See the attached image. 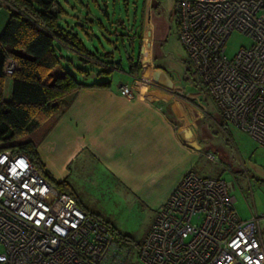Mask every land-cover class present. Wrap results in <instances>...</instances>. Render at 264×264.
<instances>
[{
    "label": "built area",
    "instance_id": "built-area-1",
    "mask_svg": "<svg viewBox=\"0 0 264 264\" xmlns=\"http://www.w3.org/2000/svg\"><path fill=\"white\" fill-rule=\"evenodd\" d=\"M175 15L190 67L224 123L264 150V0H176ZM233 33L251 45L229 58ZM15 69L8 60L5 77ZM120 94L134 96L126 86ZM234 202L222 180L188 172L157 210L139 263L264 264L260 218L241 220ZM128 254L27 156L0 152V264H125Z\"/></svg>",
    "mask_w": 264,
    "mask_h": 264
},
{
    "label": "crops",
    "instance_id": "crops-1",
    "mask_svg": "<svg viewBox=\"0 0 264 264\" xmlns=\"http://www.w3.org/2000/svg\"><path fill=\"white\" fill-rule=\"evenodd\" d=\"M152 1L146 0L141 15V69L137 79L140 86H136V79L130 75L132 81L129 85H114L111 79L108 89L81 90L37 149L48 173L55 180L69 184L82 208L105 221L106 214L111 219L107 222L117 230L119 218L124 214L150 213L149 232L157 210L168 200L185 174L190 171L197 174L199 160L209 155L207 143L212 127H225L223 119L220 123L212 115L209 96L172 93L171 81L164 80L155 72L163 67L153 63L163 59L165 54L172 55L175 62L178 60L177 65L184 59L173 55L171 25ZM93 2L98 4L97 0ZM87 5L88 9H81L93 20L89 14L90 4ZM105 11L108 23L107 4ZM77 15L83 18L81 11ZM8 17L9 13L0 0V34ZM93 35V29H90L86 35L84 33V38L91 41ZM183 63L187 73L181 80H189L201 90L198 79L194 83L189 79V62L184 60ZM147 70L151 78L147 82L143 80V84L140 78ZM97 75L84 76V84L97 82ZM124 86L133 90L132 99L121 96L120 88ZM7 92L9 96L11 87Z\"/></svg>",
    "mask_w": 264,
    "mask_h": 264
},
{
    "label": "trees",
    "instance_id": "trees-1",
    "mask_svg": "<svg viewBox=\"0 0 264 264\" xmlns=\"http://www.w3.org/2000/svg\"><path fill=\"white\" fill-rule=\"evenodd\" d=\"M1 1L9 17L0 34V152L9 151L27 156L38 172L55 189L75 198L82 208L69 184L66 181L55 180L48 173L37 149L58 122L60 114L81 90L110 87L109 81L86 85L78 82L75 76L68 72L54 77L52 72L60 65L62 58L58 53L59 47L77 54L83 64L100 66L103 70L99 76H110L113 71L120 69L119 64L113 61V54L103 52L101 56L94 55L76 31L81 30L86 35L93 25L106 31L107 24L114 22H110L109 18L108 23L103 24L102 20L98 19L95 22L86 15L85 20L89 19L87 27L78 24L72 27L68 25V22L62 21L67 13L58 5V0ZM74 1L81 8L88 9V5H84L82 0ZM94 5L103 12L104 17H107L104 8H101L99 4L94 3ZM83 28L86 30H82ZM121 28L123 29L122 24ZM109 37L116 39L111 41L105 38L106 42L114 48L117 43L123 44L126 37L130 39L128 40L130 46H133L134 39H137L138 49H140V34L130 36L122 32L119 34L109 32ZM8 60L16 64V69L10 77L11 93L6 99L4 98L6 77L3 71ZM127 62L129 75L138 78L141 69L139 59L127 56ZM80 72L87 76L85 71L80 70ZM82 210L88 216L103 223L115 241L126 246L133 245L132 238L120 233L110 222L84 208ZM139 246L137 245V248Z\"/></svg>",
    "mask_w": 264,
    "mask_h": 264
},
{
    "label": "rangeland",
    "instance_id": "rangeland-1",
    "mask_svg": "<svg viewBox=\"0 0 264 264\" xmlns=\"http://www.w3.org/2000/svg\"><path fill=\"white\" fill-rule=\"evenodd\" d=\"M82 2L84 5H87L88 3L90 4L91 11H89V14L91 13L90 15L92 16L93 21L96 22L95 19L98 18L102 20V22L107 23L106 18L103 16V12L94 5L95 2H93V0H82ZM145 2L146 0H97V3L101 8L106 9L107 4L110 22L114 23L107 24L108 28L106 31H103V29L101 30L97 25H93L92 29L94 35L90 37L91 41H87V38L85 40L84 37L86 36H84L81 30L78 31L81 40L85 41L86 47L89 48L94 55L97 54L101 56L103 52L112 53L113 61L120 66L119 70L113 71L110 76H99V73L103 70L100 66L95 64H83L79 61L76 54L65 48L59 47L58 53L62 58L60 60V65L52 72V75L56 77L62 75L64 72H68L75 76L78 82L85 83L86 79L83 73L80 72V70H83L87 75L98 74L97 82L109 81L112 79L114 85H120L121 83L129 85L132 79L130 75H128L127 56L139 59L137 39H134L133 46H130L128 41L130 39L125 37L124 43H117L114 48L113 45H109L106 42L105 38L114 41V37H109V32H114L116 34L122 32L123 34H129L130 36H133L134 34L138 36L140 24L142 23L141 15ZM153 2L156 3V9L165 14V17L169 20L171 25L170 34L172 46H174L173 51L175 53L173 55H176L178 59L182 58L188 62L186 53L176 36V0H154L152 3ZM57 3L70 16H66L62 21L68 22V25H71L72 27L75 26V24L83 27L89 25L87 20H85V16L87 15L86 11L81 9L74 0H58ZM78 11L83 13V18H79V15H77ZM121 24L123 25V29L121 28ZM250 45L251 41L247 37L238 33H233L226 43V56L232 58L240 48H248ZM172 58V55L169 56L168 54H165L163 59H159L153 63V65L163 67L162 70L155 72L164 80L171 81V92L185 96H208L206 93V95L204 94V87L201 85L202 91L194 87L195 85L189 80H181L186 72L185 64L183 63L184 60L181 61V64L177 65L178 60L175 62ZM148 70L143 71L142 79L140 78V81L143 84V80L147 82L149 81L148 79L151 78L150 71ZM139 77L134 78L136 79L135 84L138 87L140 86V82L138 81ZM6 79H8V81L4 88V98L8 99L9 96H7V91H10L11 84L9 80L10 78L6 77ZM189 79L193 83L195 82V79H197L192 69L189 73ZM208 100L210 108L212 109V115L216 116L221 123V115L216 110L212 101L209 98ZM210 131L211 134L209 142L207 143V149H209V154L214 157V160L211 161L208 160L206 156H202L196 166L197 174L212 179L222 180L227 184L230 188V195L235 200V211L241 220L248 221L255 217H259L260 226L264 234V150L246 133L230 124H225V127L222 129L213 126ZM149 214L150 213L139 215L137 213L131 215L124 214L119 218L118 231L122 234L128 235L134 241L133 245H124L129 250L125 264H140L137 255V245H141L147 235L150 221ZM104 217L106 221H111L106 214Z\"/></svg>",
    "mask_w": 264,
    "mask_h": 264
}]
</instances>
